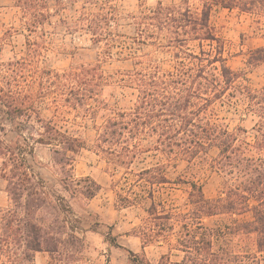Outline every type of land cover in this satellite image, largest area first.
I'll use <instances>...</instances> for the list:
<instances>
[{"label":"trees","instance_id":"trees-1","mask_svg":"<svg viewBox=\"0 0 264 264\" xmlns=\"http://www.w3.org/2000/svg\"><path fill=\"white\" fill-rule=\"evenodd\" d=\"M201 3L202 8L194 10L190 0L171 5L159 1L134 16L135 34L127 36L114 27L119 20L113 0H15L27 30V51L20 59L0 64V177L11 199L9 207L0 208V264H34L36 254L43 251L50 253L53 264L76 261L89 245L85 230L76 225L81 218L62 193L89 204L101 189L90 176L77 177L73 172V154L86 141L44 118L37 103L57 92V110L84 108L95 115L108 105L100 98L107 77L100 62L62 72L41 68L38 61L47 47L45 27L54 24L89 33L93 41L103 43L99 53L103 58L111 57L116 48L120 56L135 60L133 69L120 71L121 81L137 91L134 107L115 111L97 128L96 147L110 163L129 169L139 154L149 151L161 153L169 162H192L213 147L219 149L215 167L227 177L224 191L217 198H207L202 186L192 181L189 205L178 214L158 212L153 201L150 219L142 227L143 253L127 250L132 263L153 264L144 248L160 237L174 236L171 250L181 252V259L173 261L171 254H163L157 264H264V89L253 90L243 72L226 64L221 40L210 24L214 6L264 11V0ZM71 5L79 7L73 17L53 21ZM192 42L198 52L191 49ZM150 44L171 51V68L139 54ZM263 62L264 45L249 57L250 64ZM218 102L246 104L256 115L251 140L240 139L241 132L247 133L245 128L230 131L214 117ZM37 144L51 146L62 189L36 169ZM166 164L145 168L140 175L152 185L168 182ZM246 213H251V219L236 220L233 227L204 222L209 216ZM91 218L93 214L85 216ZM242 232L256 235V252L232 250L228 236ZM106 234L107 241L121 247L116 236Z\"/></svg>","mask_w":264,"mask_h":264},{"label":"rangeland","instance_id":"rangeland-1","mask_svg":"<svg viewBox=\"0 0 264 264\" xmlns=\"http://www.w3.org/2000/svg\"><path fill=\"white\" fill-rule=\"evenodd\" d=\"M162 1L165 5L179 4L181 0H113L118 10V24L115 29L127 36L135 34L134 16L141 15L142 11L152 9ZM247 1V0H243ZM192 8L201 9V0H190ZM78 5H71L64 13L53 18L58 21L62 17H73ZM249 8V5H248ZM210 24L220 38L224 48V58L233 70L243 72L247 78L245 83L255 91L264 89V62L250 64L249 57L253 49L264 45V11L252 10L238 5L234 8L214 6L211 12ZM47 47L38 61V65L62 72L78 64H95L100 62L107 77L100 98L107 102L106 107L99 108L94 115H89L84 108L57 110L55 96L57 92L50 93L37 103L42 116L52 120L62 130L82 137L85 147L73 154V172L77 177L90 176L101 185V189L89 204L81 200H72L66 191H62L70 200L73 212L81 218L76 225L81 226L85 232L88 247L76 261L64 260L61 264H133L129 252L143 253L142 227L150 219L148 210L156 204L158 212H185L189 205L191 182L202 186L207 198H217L225 187L227 177L215 167V158L219 149L213 147L207 153L199 155L189 162L178 159L176 163L167 161L164 156L155 151L141 153L135 158L129 169L110 163L107 156L96 147L97 128L106 118L113 116L115 111H127L134 107L137 91L121 81L120 71L134 68V58L118 54L113 49L111 57L100 56L103 43L93 41L91 35L74 26L46 25ZM6 30H11L5 35ZM27 30L21 23V11L15 0H0V64L20 59L26 55ZM191 49L199 51L195 42ZM139 54L148 55L157 60L164 68L173 65L172 53L168 49L156 48L153 45H144ZM216 64L220 65L219 62ZM94 104V103H93ZM214 117L224 123L230 131H237L239 127L245 128L247 133H240V139L251 140L253 126L257 117L246 104H220L215 106ZM7 123V121H5ZM38 137L37 133H34ZM36 161V162H35ZM36 169L51 184H58L57 175L51 161V146L36 145ZM167 163L165 176L168 182L150 184L142 178L140 172L148 167ZM11 205V199L6 191V181L0 177V208ZM88 214L93 218L85 219ZM96 214L98 216H96ZM251 213L243 215L219 214L204 218L208 226L233 227L235 221H247ZM98 222V223H96ZM96 228V229H95ZM178 230L179 227L177 226ZM227 230V229H226ZM116 236L121 247L107 241V234ZM230 246L233 251L253 253L257 251L256 235L240 233L230 234ZM175 237L168 240L160 239L149 242L144 248L147 259L157 264L163 254H171V260H179L182 253L171 250L170 244ZM49 252H38L34 264H53Z\"/></svg>","mask_w":264,"mask_h":264}]
</instances>
